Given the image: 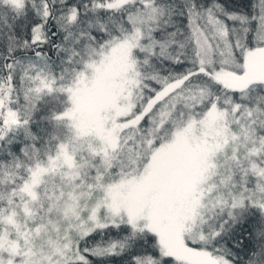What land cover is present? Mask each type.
Wrapping results in <instances>:
<instances>
[{
	"label": "snow or ice",
	"instance_id": "1",
	"mask_svg": "<svg viewBox=\"0 0 264 264\" xmlns=\"http://www.w3.org/2000/svg\"><path fill=\"white\" fill-rule=\"evenodd\" d=\"M0 264H264V0H0Z\"/></svg>",
	"mask_w": 264,
	"mask_h": 264
}]
</instances>
